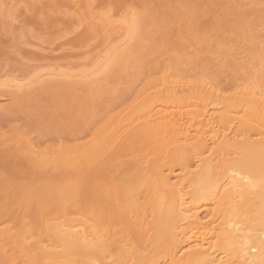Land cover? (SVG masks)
I'll list each match as a JSON object with an SVG mask.
<instances>
[{
	"label": "bare ground",
	"instance_id": "6f19581e",
	"mask_svg": "<svg viewBox=\"0 0 264 264\" xmlns=\"http://www.w3.org/2000/svg\"><path fill=\"white\" fill-rule=\"evenodd\" d=\"M49 1L51 2V0ZM93 1L76 0L73 4L79 6L78 8H91L90 11L88 9L89 15L85 17L89 19L88 26H86L87 31L91 35L93 34L95 39H98L97 45L99 46L95 45V48L101 47L99 51L93 49V52H96L95 55L90 52L94 56L90 55L89 58L87 57L88 59L84 56L85 60H80L81 62H67L63 63L64 65L61 63L37 65V67L33 66L34 68L29 65L31 67L29 73L24 75V71V76L21 77L4 74L0 77V90L8 93L7 89L9 88V91L14 89L15 92L20 91L27 94L25 91L28 87L40 86L44 83L45 78H48L49 82L55 80L58 82L61 79L70 82L72 85L74 84L75 90L79 89V87H75V84L82 86L86 83L88 85L85 84V87L81 88H91L90 92H92V87L97 84L99 85L95 87V90L99 91L106 88L107 85L109 86L107 88H111V84L115 83L128 84V79L133 77L129 73L140 66L141 59L137 51L139 49H135L139 47L138 42L143 43V39H145L148 26L147 20L145 21L146 12L140 11V9L136 10L138 15L135 18L132 12H128L127 19L122 20L125 8L121 11L115 10L111 16L101 15L100 13L105 11L104 7L103 10L101 9L102 11L96 7L92 8L91 6L95 4ZM193 1L194 4L189 3L184 6L185 8L191 7V13L188 8L186 9L190 13L187 12L186 15L191 19H186L185 14L180 15L182 11L180 14L177 13V16L183 17V20L180 19L181 24L184 20H188V22L190 20L187 25L189 28L183 24L188 30L194 25L191 26V23L193 21L195 23L199 17V13L195 10H198L197 6L201 3L197 4L198 0L191 2ZM52 2L55 1L52 0ZM250 2V7L254 9L246 12L247 18L248 16L250 18V15L256 11L260 12L259 16L264 14V12L262 13L264 6L257 9L264 5V0H251ZM191 4L193 5L191 6ZM236 5L239 6V8L236 6L237 9H241L240 7L246 6V3L243 5L238 1ZM147 6L149 7V5ZM193 6H196L195 9ZM219 6L218 4L217 11H219ZM199 8H202L201 5ZM141 9L143 10V8ZM194 11L197 13L196 17ZM203 11H205V7H203ZM213 15L218 14L214 13ZM3 16L5 17V15ZM218 17L220 16L218 15ZM218 17L214 16V21ZM246 17H242V20L238 18V20L242 23L241 25L244 23V26L247 24L245 27H249L251 18L245 19L247 22L245 23L244 18ZM192 18L194 19L192 20ZM213 19L210 18L209 21L214 26L218 22L213 23ZM177 20L179 21L178 18ZM200 21L202 22L198 19L196 22L199 27ZM205 21L208 26V19ZM219 21L222 22V18ZM231 21L236 24L234 19ZM262 24H264V19L259 25ZM206 25L202 26L204 28L201 27V31H203V35L205 33L204 36H207V33L211 34L208 35L210 36L209 41L204 37V39L199 37L203 39L202 42L206 40L209 44L212 34H217L215 31H218L219 27L215 28V26L209 25L206 28ZM259 25L255 24L256 27ZM157 27H161V25ZM239 28L233 30L231 28V31L235 30V33L238 30V35H236L239 36L241 33L243 37L241 38L240 34V41L244 39L248 43L249 34L247 32L250 33V31L245 30L248 28H243V30H239ZM221 33L219 32L220 37L218 34L215 36L216 39L217 37L221 39V35L224 34L223 31ZM90 34L89 36H91ZM190 36L193 37V35ZM257 42L255 50L260 47L258 45L260 42ZM262 49H258L259 52ZM134 55L138 56L137 58L140 60ZM255 57L252 58L255 59ZM259 57L262 59L261 55ZM259 57L257 64L260 65ZM253 59L250 58V62ZM134 64L139 66H134ZM168 64L160 66L162 69L165 66L164 70L161 68L155 70V73H158L161 69L157 74L158 77L153 71L149 73V77H146L148 80L145 78V82L142 80L136 87L137 90L135 88L132 90L134 93L129 94L132 97L128 96L125 99L126 102L123 104H127L119 108V111L111 110L112 114L107 110L106 112L110 113L109 116L105 115L106 112L102 113L103 115L97 114V111L94 112L96 115L93 112L92 115L89 113L88 117L92 116L93 120L96 118L98 121L97 119L100 117L98 124L102 121L105 122L99 125L95 124L97 127L91 128L94 131L89 130L90 135L87 133L88 138L84 137L86 141L85 139L81 140L80 144V141L76 142L75 140L77 144L71 142V144L63 146L62 140V144L60 145L59 142L56 148L48 145V147L43 146L42 149L38 148L40 146H36V142L35 144L33 141L31 142V139L27 141V145L23 144V147L20 141L28 140V138L26 135L24 137L23 134H20V138L22 136L25 138L19 139V144L24 149L22 150L18 145L15 146L18 147L15 149H18V153L21 152V154L24 151V157L29 159L27 161L33 163L34 167L41 168L40 171L47 167L56 169L59 166L67 168L87 166L105 153L110 156L109 154H116L122 150L127 153L124 154L125 156L129 154L134 158L137 157L135 158L137 161L133 164L134 160L131 157V160L128 159L133 161L130 166L123 168L116 176L113 174L114 176L111 177L110 175L107 180L95 184L93 200L89 202L72 196L75 195L76 187H79L80 183L76 182L77 186H74L76 183L73 181L76 180L72 178L64 179L69 180L64 184L62 182L64 180L60 181L58 185L61 183L63 185L58 188L56 184H54L56 188L42 187L43 191L42 188L40 190L43 193H38V190H35V194L34 190H31L34 193L33 196L27 194L30 198L26 196L27 199H23L26 201L31 199L37 208L38 204H42L38 208L40 211L37 209V213L40 212L37 223L34 222L35 225H33L30 222L25 223V220H20V226L13 229V222V226L4 225V221L0 219V262L18 260L20 264H101V262L102 264H212L213 258H215L219 264L220 255L224 254L222 249L228 250L234 264H261L264 261V247L261 245V241L264 240V230H262V225H264V184L261 183V177L264 176V143H261L259 139L264 134L262 133L264 130V85L259 84L261 79L255 80L253 75L247 74L244 78L242 77L243 80L239 85L235 86L234 83L232 86L235 87L227 90L216 84L217 81L215 83L212 79L210 80L211 76L208 78L203 75L200 77L182 75L183 72L186 74L188 72L177 69L181 63H178L176 69L173 66V69L170 68ZM237 68L239 70V67ZM124 72L129 75L127 73L124 75ZM119 73L124 76L122 77ZM112 74H114L113 77H117V82L112 78ZM189 74L191 73L189 72ZM108 76L111 79L105 83ZM119 76L125 80L126 84ZM102 78L105 82L100 84L99 81ZM119 80L120 83H118ZM201 81H207V85L210 86L201 83ZM261 82L263 81L261 80ZM104 84L106 85L104 86ZM101 85L103 86L101 87ZM73 86H70V89ZM95 90L90 95L94 96L99 93L98 90L97 92ZM3 92H0V95ZM11 92L13 94V91L9 93ZM93 123L94 121L91 124L93 125ZM83 125L85 126V124ZM92 125L91 127L94 126ZM84 128L87 131L89 129ZM5 129L7 130V128ZM3 131L0 134H4ZM10 133L12 132L10 131ZM13 134L11 137L14 136ZM17 136H15V140H18L19 136L18 138ZM79 136L78 134L77 137ZM11 137H9V141H12ZM5 138L7 137L3 135V139L1 138L3 142L2 140L0 142L4 143ZM16 143L18 144V142ZM6 148L8 149V147ZM228 162H234L228 172L237 173L234 187H230L233 177L225 176L223 172ZM3 187H6V190L9 185ZM226 187L228 188L227 192ZM12 188L9 187L7 191H12ZM44 189L45 191L49 189V191L45 192ZM17 191L18 189L15 190V192ZM15 192L12 191L9 196L14 194L18 200L22 195L20 193L17 197ZM24 192L27 193V191ZM2 196L4 195L2 194ZM2 196L0 195V199L5 198ZM47 199L48 201H46ZM31 200L26 202V206ZM6 201L5 203L8 202ZM20 201L21 199L18 201L20 206L24 208L25 205L22 206L23 202L20 203ZM2 205L1 208H5L4 204ZM30 205L31 203L28 206ZM6 206V208L9 207L8 203ZM28 206L27 208H29ZM5 212L4 214H6ZM177 225H179V231H177Z\"/></svg>",
	"mask_w": 264,
	"mask_h": 264
},
{
	"label": "rangeland",
	"instance_id": "374dc122",
	"mask_svg": "<svg viewBox=\"0 0 264 264\" xmlns=\"http://www.w3.org/2000/svg\"><path fill=\"white\" fill-rule=\"evenodd\" d=\"M53 1H55V2H52V0H51V2L49 0H0V70H1L0 71V77H2L4 74L12 75V76L15 75V76L21 77V76L27 75V73H29L28 71H30L31 67L34 68V67H37V65L38 66H42V65L45 66L48 64L49 65L60 64V63L66 64L67 62L73 63V62H79L80 60L83 61V59L85 57L89 58L90 55L91 56L95 55L94 53H96V52H93V49H98L96 51H99V49H101V47L95 48V45H97V43H99V42H97L98 39H95L96 37L95 36L93 37V34L91 35L87 31L88 29L86 26H88L87 24H88L89 19H86L85 17L89 15L88 14L89 8L88 7L78 8L79 6L77 7L76 5L73 4L76 0H53ZM191 1L192 0H94L93 1V4L95 3L94 5L98 6L96 8L99 11H102L103 9L105 10V7L108 5L113 6V9H114L113 12H115V10L121 11L123 9V7H120V5H134L136 10L139 11V9H140V11L146 12L147 17H145V21L147 20V25H148L147 29L148 30L145 28L146 29V34L144 33L145 39H143V43L138 42L139 47L136 46L137 48L135 49V50H137V49L140 50V47H142L140 51L137 50L139 53L138 54L139 58L141 60L137 58L138 56L134 55L138 60H140V62H139L140 66L137 64H134V66L137 65L139 67L136 70L134 68L135 72L132 71L131 73H129L133 77L128 79L129 80L128 84H126L125 80L122 78L127 72H124L123 73L124 75L119 73L120 75H122V77L121 76H119V77L124 80L126 85H124L123 83L111 84L109 82L111 84V86H110L111 88H107L109 86L108 85L105 86L106 84H104V86L106 88H103L100 91L97 89L99 91V93L92 96V94L90 95V93H92L95 90V87L99 84H97V85L93 84L94 87H92L93 88L91 90L92 92H90L89 89H91V88L88 89L87 86H86L87 89H83L85 87L84 85L86 83L84 85L82 84V86H84L83 88H81L82 86L80 84H79L80 86L79 85L77 86L75 84L76 88L79 87V89L77 88L75 90L74 86H73L74 84L72 85V83H70V82L64 81L62 79L61 80L59 79L60 81L57 80L58 82H56V80L54 78H52V79L49 78L50 80H55V81L49 82L48 78H45L44 83L40 84V86H42V87H40L39 85L38 86L34 85L33 87L30 86L32 88L28 87L29 89L26 87L27 89L25 92H27V94L24 92L21 93L20 91L15 92L14 89L10 90V91H13V94H12V92L9 93L10 92L9 88L7 89L8 93L7 92L4 93L3 91L0 90V92H3L2 95H0V132H2L4 130L3 131L4 134L3 133L2 134L4 135V137L5 136L7 137L4 139V143H2L3 142V140H2L3 135L0 134V135H2V137H0V140H2V142H0V146H1L0 147V181H1L0 182V190H2L0 193H2L5 196L4 199H6V200L8 199L7 200L8 202L6 200H4L3 198L0 199V203H1L0 208L3 206L2 204H4V207H5V208L0 209L1 210L0 211V217H1L0 219H2V221H4L3 222V224L5 223L4 225H6V224L9 226L14 225L13 229H15V227H17L18 225L20 226V223L22 220H25L26 221L25 223L30 222V224L32 223L33 225H35L34 222H36L38 220V215L40 214V212L37 213L38 211H40V209H38V208L41 207L42 204H38V208H37V205H35L33 203V201L30 199L31 205L28 206L30 204L29 203L27 205L29 208H27L26 202L30 201V200L26 201V199L30 198V197H28V195H30V194H32L31 197L33 196V194H34L32 192L33 190H34V192H35V190H38L37 192L39 193V192L43 191L42 187L49 188V189L52 187L56 188L54 186V184H56L57 188H58V186L59 187H60V185L62 186L64 184V182L69 181V180L66 181L64 179L72 178L73 180H76V181H73L74 183L80 182L78 184L80 188L77 186V183H76V185H74V186H77L76 190H77V188H78V190H80L79 191L80 192L79 197H76V195H72V196L75 198H78L79 200L83 199V201L89 202V201L93 200L92 197H93V194L95 191L94 190L95 184H97L98 182H103V181L107 180V178L110 175H111V177H113L114 175L116 176V174H119V172L123 168L130 166L131 162H133V161H129V160H131V157H132V160H134L133 164L135 163V161H137L135 159L137 157L134 158V156L129 155V154H128L129 156L128 155L125 156L127 153L122 150V151L117 152L116 154H109L111 157L105 153V154L101 155L100 158H98V160L93 161V163L91 162L92 165H91V163H89L87 166H82V167H78V168H70L69 167L70 169L67 168L66 166H64V167L59 166L56 169H52V168L47 167L46 169L43 168L42 169L43 171H40L41 168H38L37 166L34 167L35 165H33V163H31L30 161L28 162L27 160H29V159L25 158L24 157L25 155H23L24 151H23V154H21V152L18 153V149H15L18 147H15V146L18 145L19 148L21 147L23 150L24 149L23 144L27 145V141H29L31 139H32L31 142L33 141L34 144L36 142L37 143L36 146L37 147L40 146L38 148H42V149L44 147H48V145L53 146V147L55 146L54 148H56V146L59 142H60L59 143L60 145L64 142V144H62V145L67 146V144L69 145V144H71V142H74V144H75L76 142L80 141L79 142V144H80L81 140L85 139V141H86V138H88V136L90 135L89 130H92L91 128L95 129L97 127V126H95V124L97 125L98 124L97 122H99V119H100V117H98L99 118V119H97L98 121H96V118H94V120H93L91 118L92 116L88 117L89 113H91V115H92V112H93V114H95L94 112L97 111V114L103 115L102 113L106 112L107 110H109V111L113 110V112L119 111L118 110L119 108H122L124 105L127 104V103L123 104V102H126L125 99L128 98L129 94L130 95L132 94L131 93V92H133L132 90L134 88H135V90H137L136 87H138L140 85L142 80H143V82H145L144 79L147 76L149 77L148 74L152 73V71L155 73V70L157 71V68L162 69V67H160V66H162L163 64L169 63L168 65H170V68H172V66H173V67H175L174 69H176L177 65H179L181 63V65H179V67H177V69L179 68V71L181 70L182 72L184 70L186 72H188L187 74L185 72H183L182 75H187V76L190 75L191 77H194V76L200 77L203 75V76L208 77V78H210L209 76H211L210 80L212 79V81H214L215 83L217 81L216 84H218L220 87L227 89V90H229V89L231 90L236 85H239L240 82H242L245 75H247V74L250 76L253 75V79L255 78V80L261 79L263 82H261V80H260V83L259 82H257V83H259L260 85H264V79H262V78H264V62L262 63V61H264V30H263L264 24H262L263 26L259 25V24H261L262 19H264V14L259 16L260 12L256 11L254 14L250 15L251 19L248 16V18L250 20L246 17L247 16L246 12H249L250 10L254 9V8L250 7V5H251L250 1L251 0H238L243 5L246 3V6L240 7L241 9H237V8H239V6L236 5V3L238 2L236 0H221V2H220V0L219 1H217V0H214V1L213 0H203V1L198 0L197 1L196 0L197 4L201 3L200 5L202 8H199V6H200L199 5V6H197L198 10L196 9L195 11H197L199 13L198 14L199 17H197V18L202 20V22L200 21V23H199L200 27H199V26H197V23H196L198 21V19L195 21V23L193 21L191 23V26H192V24H194L197 27H195L193 25L192 28L190 27V30H188L186 28H189V27H187V25L189 24L190 20H189V22H188V20H186L188 23L184 20L183 24L186 26V28H185V26L183 24H181L182 21H180V19L183 20V17L181 18L179 15L177 16V13L180 14L181 11H182V14H180V15H183V14L186 15V13L188 11L191 13V11H190L191 7H187L188 11L186 10L187 8L184 7L185 4L186 5H188L189 3L194 4V1L193 2H191ZM96 2H97V4H96ZM51 3H52V5H51ZM53 3H55L54 6H53ZM193 4H191V6ZM195 4H196V2H195ZM218 4L220 5L219 11H217V8H218L217 5ZM4 5L14 6L11 8V14H9V12L4 9V7H3ZM147 5H149V7ZM181 5H183V6H181ZM236 6H237V8H236ZM263 6L264 5H261V6L257 7V9H259L260 7H263ZM179 7H181L182 9H180ZM193 7L195 9L196 6H193ZM203 7H205V11H203ZM141 8H143V10ZM90 9H89V11H90ZM194 9H192V10H194ZM93 10H95V9H93ZM178 10H180V12H178ZM95 11H97V10H95ZM201 11L204 14L203 17H202L203 14L201 13ZM213 11H215V12H213ZM263 12L264 11H262V13ZM214 13L218 14L222 18V22L219 21L221 18L218 17V15L212 16V14H214ZM193 14H191V15H193ZM196 14L197 13L195 12V14H194L195 17L197 16ZM3 15H5V17ZM185 15H184V19H185ZM214 16H216L220 19L216 18V20L214 21V19H213ZM222 16L224 17L225 21L223 20ZM242 17H246V18H244L245 23H247L246 22L247 19L249 20V22L251 24V25L248 24V25H250L249 27L248 26L245 27L247 24L244 26V23H243V25H241L242 23H240V20H238V18L241 19ZM156 18H157V21H156ZM177 18L179 19V21L177 20ZM187 18L191 19L190 16L187 17V15H186V19ZM204 18L208 19L209 25L212 24L209 21L210 18L213 19L212 20L213 23L214 22L220 23L219 26H216V25H218V23L214 24V26H215V28L219 27L218 31L220 32V34H222L221 32L223 31L224 34L221 35L222 36L221 39L219 38L220 37L219 32L215 31V32H217V34L219 36V37H217V39L215 37V36H217V34L215 33L214 35L212 34L211 40H210V42H208L209 44H207L206 40L204 41L205 43L202 42L204 38L208 39V41L210 38V36H208L210 33H207V36H208V38H207V36H204L205 33L203 35V31H201L202 28H204L206 23H207L205 21L206 19L204 20ZM59 19H61V20H59ZM153 19H154V22H153ZM193 19L194 18H192V20ZM233 19L235 20L236 24L233 23L234 21H231ZM11 20H14L16 23L14 21H11ZM22 22H23V24H22ZM71 22H72V24H71ZM255 24H258L259 27H256ZM159 25H161V27H157ZM5 26H7V31H5ZM202 26H204V27H202ZM208 26L206 25V28H208ZM211 26H213V25H211ZM233 26H236L237 28L233 27ZM240 26L243 28H248L249 30L248 29H245V30L250 31V33H251L250 34L249 32H247V34H249L248 35L249 36L248 37L249 38L248 43H247V41H244V39H241L242 41H240L239 37H240L241 33H239V36H237L238 32H239L238 30H236L235 33H234L235 30L231 31V28H232V30L238 29ZM40 27H42V28H40ZM14 28H15V30H14ZM243 28H239V30H241V29L243 30ZM213 30H215V29L213 28ZM207 31H208V29H207ZM80 33H82V34H80ZM193 33H195L196 35H194ZM89 34L91 36H89ZM190 35H193V37L194 36L195 37L193 38ZM51 36H52V38H51ZM83 36H84V38H83ZM199 36H201L202 38L204 37V38L201 39ZM223 36L224 37L226 36L228 38V40H226L227 38L225 39ZM43 37H44V39H43ZM88 37H89V39H88ZM241 38H243L242 34H241ZM250 39H251V41H250ZM88 41H89V43L87 44ZM211 41H213V42H211ZM257 41L260 42V44H258V45H260V47L258 49L263 48L262 49L263 51L260 50V52H262V53H260L258 49H256V50L254 49L255 47L257 48V46L255 45ZM45 43H46V45H45ZM211 44H213V45H211ZM21 45H22V47H21ZM27 46H29V47H27ZM79 46H80V48H79ZM92 46H93V48H92ZM97 46H99V45H97ZM33 47H35L37 49H35ZM244 49H245V51H243ZM45 50H47V51H45ZM137 51H135V52H137ZM90 52L94 55L90 54ZM238 52H240V53H238ZM256 54L257 55L259 54V56L261 55L262 59H260V57L257 56ZM252 55H254V56H252ZM251 56L253 58L255 56L257 57V58L255 57L256 62H254L255 59H253ZM258 57H259V60L261 62L260 65L257 64V63H259V61L257 62ZM250 58L253 59V61L250 62ZM137 59H136V62H137ZM38 63H40V64H38ZM164 67L162 70L165 69ZM237 67H239V70ZM22 68H23V71H22ZM129 69H131V68H129ZM120 70H122V69H120ZM160 70H159V72H160ZM24 71H25V73H24ZM124 71H126V70L124 69ZM129 71H131V70H129ZM159 72L155 73V75L159 74ZM189 72L191 74H189ZM23 73H24V75H23ZM177 73H179V72H177ZM203 73L206 74L207 76L204 75ZM113 75L114 74L111 75L112 78L116 79V82H117L118 81L117 77L115 78V77H113ZM128 75H127V77H128ZM151 75H150V78H151ZM212 75H214L215 78ZM153 76H154V74H153ZM119 77H118V79H119ZM157 77H158V75H157ZM105 78H104V80H105ZM107 78H108V80H106V82L103 81V78H102L101 81H99V83L100 84H101V82L107 83V81H109L111 79V78H109V76ZM114 79H112V80L114 81ZM120 80L118 83H120ZM123 80H122V82H123ZM126 80H127V78H126ZM219 80L221 82V85H220ZM235 80L237 81V84H236ZM63 81H64V83H63ZM234 83H235V86H232V85H234ZM86 85H88V84H86ZM70 86H73V87L70 89ZM102 86L103 85H101V87ZM89 87H90V85H89ZM27 90H29V91H27ZM97 90H95V91L97 92ZM4 91H6V90H4ZM14 92L17 93V95H15ZM13 95H15V96H13ZM129 97H132V96H129ZM130 99H129V101H130ZM10 110H12V111H10ZM8 112H10V113H8ZM98 112H100V113H98ZM113 112H112V114H113ZM106 114H108V113L106 112L105 115ZM109 115H110V113L106 116H109ZM88 119H90L89 122H88ZM103 119H105V117H103ZM92 121H94L93 125L95 127L91 124ZM101 121H102V119H101ZM102 122H105V121H102ZM101 123H99V124H101ZM83 124H85V126ZM82 125L84 127L89 128L88 131ZM91 125L93 127H91ZM11 127H13V128H11ZM5 128H7V130ZM8 129H10V130H8ZM83 129H85V130H83ZM94 129L92 131H94ZM18 130H19V135H18ZM10 131L12 133H10ZM13 132H16V133L13 134ZM87 133L89 135H87ZM12 134L14 136L11 137ZM15 134H17L19 136V138ZM20 134H23L24 137L26 135L28 140H26L22 135H21L22 136L21 137L22 139H21ZM78 134L80 135L79 137H77ZM73 135L74 136L76 135V137H74ZM15 136H17L18 140H15L16 139ZM9 137H11L12 141H9L10 140ZM84 137H86V138H84ZM13 138H14V140H13ZM23 138L25 140H23ZM19 139H21L23 141L21 142ZM37 140H38V142H37ZM75 140H76V142H75ZM15 141L18 142V144ZM19 141H20V143H22L23 147L19 144ZM61 141H62V143H61ZM40 142H41V144H40ZM5 143L6 144L8 143L7 145H9V146L5 145L6 147H8V149L2 145ZM48 143H50V144H48ZM65 143H66V145H65ZM45 144H47V145H45ZM109 157H110V159H108ZM124 161H126L128 164L125 163ZM116 165H117V167H116ZM109 166H111V167H109ZM76 174H78V175H76ZM62 180H64V181H62ZM60 181H62L63 184L61 183L60 185H58L60 183ZM4 183H6V184H4ZM1 184H4L3 186L7 185V187L9 185L10 189L14 186L12 188L13 193L15 192V190L18 189L19 193H18V191L15 193H17V197H18V194L21 193V195H22V196L20 195L21 198L19 197V199L17 200L14 197L13 193H12L13 196L12 195L9 196L12 191L11 190L7 191V189L9 187L5 190L6 187L4 188L3 186H1ZM16 187H17V189H14ZM41 188H42V191L40 190ZM49 189L47 191H49ZM76 190H75V193H76ZM24 191H27V193ZM44 191H45V189H44ZM47 191H45V192H47ZM24 193H26V195H24ZM2 194H0V195L2 196ZM35 194H36V192H35ZM4 196H2V197H4ZM6 196H7V198H6ZM26 196H27V198H26ZM51 197H53V196H51ZM23 198H26V199H23ZM15 199L17 202L15 201ZM20 199H21L20 203L23 202L22 206L25 205V206H23L24 208H22L18 202ZM22 199H23V201H22ZM48 199L46 201H48ZM49 200H51V199H49ZM5 201L8 203V206H9L8 208H6L7 203H5ZM33 206H36V207L33 208ZM30 207H32V208H30ZM3 209L7 212H5ZM37 209H38V211H37ZM2 210H3V212H2ZM4 212L6 214H4ZM2 215L5 217H3ZM6 218H7V220H6ZM10 218H11V220H10ZM18 221H20V222H18ZM12 222H13V225H12Z\"/></svg>",
	"mask_w": 264,
	"mask_h": 264
},
{
	"label": "snow or ice",
	"instance_id": "6c2138e0",
	"mask_svg": "<svg viewBox=\"0 0 264 264\" xmlns=\"http://www.w3.org/2000/svg\"><path fill=\"white\" fill-rule=\"evenodd\" d=\"M3 7H4V9L6 11L9 12V14H11V8L14 7V6L4 5ZM91 7H94L95 8V7H98V6L97 5H92ZM120 7H123V8L126 9L125 12L122 14V20H126L127 19L128 12H132L134 18L138 15V13H137L134 5H120ZM100 14L101 15L111 16L112 14H114L113 13V6L112 5L106 6L105 11H103ZM5 31H7V26H5ZM201 83H204V84L207 85V81H201ZM207 86H210V85H207ZM262 133H264V130H262ZM259 139H260L261 143H264V134H262L259 137ZM233 164H234V162H228L226 164L224 170H223L225 176L231 175L233 177V181H232V184L230 185V187H234L235 184H236L235 177L237 176V173L236 172H231V173L228 172V169L230 167H232ZM241 179H243V178H241ZM261 183L264 184V176L261 177ZM227 190H228V188L226 187V192H227ZM75 195L77 197H79V195H80L79 190L76 191ZM181 207H182V204H181ZM179 230H180L179 229V225H177V231H179ZM262 230H264V225H262ZM261 245H262V247H264V240L261 241ZM186 251H187V249H186ZM222 251L224 252V254L223 255H220L219 264H234V261L229 256L228 250L222 249ZM181 255H183V253H181ZM0 264H20V262L18 260H13L11 262H9V261H3V262H0ZM101 264H102V262H101ZM212 264H217L215 258H213ZM261 264H264V261H262Z\"/></svg>",
	"mask_w": 264,
	"mask_h": 264
}]
</instances>
